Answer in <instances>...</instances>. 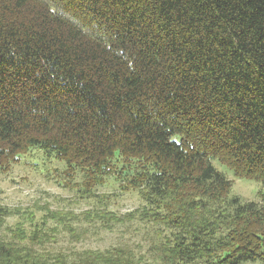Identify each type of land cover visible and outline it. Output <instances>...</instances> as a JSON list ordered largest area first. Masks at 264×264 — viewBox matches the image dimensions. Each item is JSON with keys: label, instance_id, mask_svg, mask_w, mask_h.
I'll list each match as a JSON object with an SVG mask.
<instances>
[{"label": "trees", "instance_id": "trees-1", "mask_svg": "<svg viewBox=\"0 0 264 264\" xmlns=\"http://www.w3.org/2000/svg\"><path fill=\"white\" fill-rule=\"evenodd\" d=\"M30 151L82 196L110 177L136 192L127 217L158 227L153 264H264V0H0V169ZM214 161L258 199L230 196ZM40 231L1 240L0 264L143 260L71 259Z\"/></svg>", "mask_w": 264, "mask_h": 264}, {"label": "rangeland", "instance_id": "rangeland-1", "mask_svg": "<svg viewBox=\"0 0 264 264\" xmlns=\"http://www.w3.org/2000/svg\"><path fill=\"white\" fill-rule=\"evenodd\" d=\"M213 164L230 181V196L242 201L258 199L262 192L259 182L238 178L225 166L215 161ZM64 170V164L35 151L21 157L9 170L0 169V241L20 238V246L30 248V233L38 227L39 233L54 230L55 240L42 249L62 252L71 259L84 251L129 247L143 259L141 264H153L157 255H152L160 245L158 227L152 230L139 223L137 216L127 217L144 205L138 194L121 190L117 179L110 177L93 187L90 195L82 196L79 175L70 178ZM110 215L117 221L107 223ZM100 216L105 217L104 221ZM61 217L68 218L61 223Z\"/></svg>", "mask_w": 264, "mask_h": 264}]
</instances>
